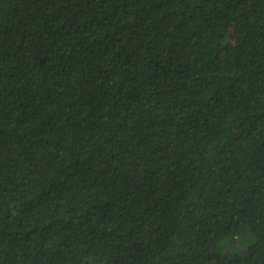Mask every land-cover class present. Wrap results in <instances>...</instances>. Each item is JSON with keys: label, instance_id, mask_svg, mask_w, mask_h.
<instances>
[{"label": "trees", "instance_id": "obj_1", "mask_svg": "<svg viewBox=\"0 0 264 264\" xmlns=\"http://www.w3.org/2000/svg\"><path fill=\"white\" fill-rule=\"evenodd\" d=\"M0 264H264V0H0Z\"/></svg>", "mask_w": 264, "mask_h": 264}]
</instances>
